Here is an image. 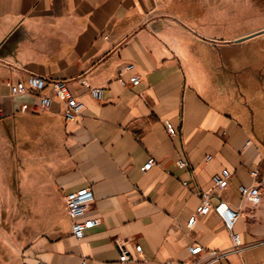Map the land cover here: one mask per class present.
<instances>
[{
    "label": "crops",
    "instance_id": "0c3cea01",
    "mask_svg": "<svg viewBox=\"0 0 264 264\" xmlns=\"http://www.w3.org/2000/svg\"><path fill=\"white\" fill-rule=\"evenodd\" d=\"M254 1L0 0V264H167L191 261L194 244L228 251L215 213L189 227L208 192L212 205L241 210L246 247L213 264H264V202L252 207L240 191L264 181V47L238 49L264 38ZM130 64L123 77L139 75L137 87L118 82ZM31 75L68 82L82 116L66 122L59 102L23 113L38 98L9 84ZM224 170L229 186L214 187ZM88 188L85 220L100 225L78 240L64 199Z\"/></svg>",
    "mask_w": 264,
    "mask_h": 264
},
{
    "label": "built area",
    "instance_id": "2783aa9c",
    "mask_svg": "<svg viewBox=\"0 0 264 264\" xmlns=\"http://www.w3.org/2000/svg\"><path fill=\"white\" fill-rule=\"evenodd\" d=\"M135 65L130 64L126 67L124 72L121 73L118 82L126 87L129 84L137 87L141 83L139 75L130 76L129 80L123 77L125 72H133ZM82 83L89 89L90 94L99 102L104 98V89L91 86L86 80ZM11 93L13 96L17 95H31L38 98V103L30 106L29 104H23L21 111L27 113L32 111L39 113L42 111H49L54 103L59 102L62 104V115L66 122H72L82 116L84 112V104L81 103L69 88V84L62 80H49L45 77L37 75H31L26 82H18L16 84H9ZM49 91V92H47ZM166 128L169 135L173 138L177 137L179 132L169 121L166 123ZM213 159L212 156L206 158L209 162ZM156 162L154 159L148 161L143 167L145 172L151 170ZM180 169H189L190 163L184 159L177 162ZM260 171L256 170L251 173V176L258 180ZM231 179V173L228 170L222 171L220 174L213 177L214 187L220 189H226L229 186V180ZM185 186H189L187 182H184ZM241 195L243 201L252 207H257L264 202V181H257L256 184L251 186H241ZM208 193L203 198L202 203L197 209L196 215L189 221V227L192 228L197 220L198 216H207L211 212L218 215L226 226V229L230 231L233 246L228 251H207L203 246L194 244L189 248L191 255V261L170 262L167 264H213L218 262L231 254H240L246 247L243 246L241 235L235 232V227L242 216L240 209L232 208L228 203L221 201L218 205H212ZM95 194L91 188L83 189L77 192L70 193L64 199V207L69 216L74 220L72 226L73 236L80 240L85 236V233L90 228H95L100 225L99 219L85 220V217L89 211L90 206L95 202ZM117 247L120 251L121 262L130 261L129 251L126 248V244L121 241H117ZM136 252L142 254L143 249L140 245L136 246ZM206 256L203 258L202 255ZM80 264H87L86 260L81 261Z\"/></svg>",
    "mask_w": 264,
    "mask_h": 264
},
{
    "label": "rangeland",
    "instance_id": "374dc122",
    "mask_svg": "<svg viewBox=\"0 0 264 264\" xmlns=\"http://www.w3.org/2000/svg\"><path fill=\"white\" fill-rule=\"evenodd\" d=\"M256 7L254 9L255 23L264 22V0H255ZM248 27V26H247ZM264 47V38L254 41H248L241 44L238 49L241 50H254Z\"/></svg>",
    "mask_w": 264,
    "mask_h": 264
},
{
    "label": "water",
    "instance_id": "95a60500",
    "mask_svg": "<svg viewBox=\"0 0 264 264\" xmlns=\"http://www.w3.org/2000/svg\"><path fill=\"white\" fill-rule=\"evenodd\" d=\"M255 36V35H254ZM253 37V36H252ZM252 37H247V38H244V39H240V40H238L237 42L238 43H241V42H244V41H246V40H248V39H250V38H252Z\"/></svg>",
    "mask_w": 264,
    "mask_h": 264
}]
</instances>
